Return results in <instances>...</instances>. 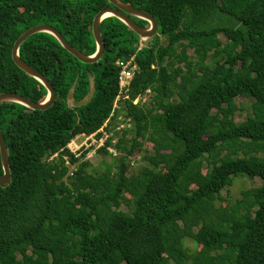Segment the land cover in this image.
I'll return each instance as SVG.
<instances>
[{"label": "trees", "instance_id": "trees-1", "mask_svg": "<svg viewBox=\"0 0 264 264\" xmlns=\"http://www.w3.org/2000/svg\"><path fill=\"white\" fill-rule=\"evenodd\" d=\"M123 1L158 19L154 37L139 43L111 15L101 23L106 48L97 62H82L48 32L19 48L47 75L57 98L47 109L0 102L12 167L10 184L0 186V264H264V0ZM106 5L112 4L0 0V92L45 100L47 88L14 62L15 40L49 23L93 54V19ZM119 58H133L137 68L117 108ZM93 80L91 101L73 106L69 91L85 98ZM148 89L152 99L135 103ZM239 96L253 103L238 122ZM118 112L132 116L134 126L119 137L123 155L115 168L99 173L83 161L66 181L63 155L71 139L97 131ZM135 149L143 160L130 173ZM54 152L59 156L47 160ZM238 176L262 180L258 198L250 187L218 206ZM186 238L201 248L192 251Z\"/></svg>", "mask_w": 264, "mask_h": 264}, {"label": "water", "instance_id": "water-1", "mask_svg": "<svg viewBox=\"0 0 264 264\" xmlns=\"http://www.w3.org/2000/svg\"><path fill=\"white\" fill-rule=\"evenodd\" d=\"M107 1L112 5H106L105 7L101 8L96 13L93 19L92 30L97 45L96 52L93 54H88L80 50L73 44H71L57 27L49 23H39L29 27L27 30L22 32L14 42L12 48V58L14 62L21 69H23L28 74L38 79L47 88L48 95L45 100L37 102L19 92L4 91V92H0V102L2 101L19 102L31 109H47L56 100L57 91L53 86L52 82L50 81V79L47 77V75H45L34 65L23 59L19 52V48L21 44L29 36L35 33L48 32L53 34L69 52H71L82 62H86V63H93L99 61L105 52L106 47L102 37L101 23L106 16L113 15L121 19L133 31H135L140 36V38L142 37L152 38L158 33L159 30L158 19L151 13L139 7H136L128 2H125L123 0H107ZM133 16L141 17L148 20L150 22V27L147 28V26L145 27L141 25L137 20L133 18ZM95 91H96V85H95V80H93L91 91L87 97L82 99H75L73 95V91H69L67 95V100L70 101L73 106H81L91 101V99L95 94ZM0 155H1V161L3 167V172L0 173V186L6 187L10 184L12 180V167L8 155L6 139L1 128H0Z\"/></svg>", "mask_w": 264, "mask_h": 264}, {"label": "rangeland", "instance_id": "rangeland-1", "mask_svg": "<svg viewBox=\"0 0 264 264\" xmlns=\"http://www.w3.org/2000/svg\"><path fill=\"white\" fill-rule=\"evenodd\" d=\"M107 17V16H106ZM147 25L149 26V22H147ZM164 36H161V39H163ZM142 39H146L145 37L140 38L139 43L141 42ZM221 40H225L224 36H221ZM190 53H193L192 50H190ZM143 97H149L150 96V90H147L143 95ZM124 98V97H123ZM122 101V98L120 100H118V104L120 105ZM139 101V100H138ZM143 100H140V103H143ZM235 102L238 105V109L236 110V112L234 113V117L236 121H241L243 119H245L251 112H252V103H253V98L252 97H244V96H239L237 98H235ZM122 117H125V115L123 113L118 112L117 114V118L112 119L111 122V126L110 129L113 132V135L111 137V143H107L106 142V147L107 146H113L114 142L116 140H118L120 134H121V129H118L117 127L121 124V119ZM106 134H103L102 138H105ZM81 141L78 140V142ZM145 147L152 150L153 149V145L151 144V142H149V140H145ZM80 150H77V153H79ZM136 152H140L141 154H143V152L139 149H135L134 153ZM100 153V151L98 150L95 155H98ZM86 154L83 153L81 156V159H85ZM115 158V159H114ZM117 161V157H111L108 154L105 153H101L99 156H97L96 158L93 159L92 163L94 166H97L96 169L98 170L99 173H101V170H103L108 164L112 165L115 168V163ZM142 162V159L137 161L135 163V165L133 167L129 168V172L133 173V172H137L138 171V166L139 164ZM206 169H204L205 171ZM72 178V176H65L66 181H69ZM261 182L262 180L259 177H255V178H250L248 176H238L234 179L233 183L228 186L227 188H225L222 191V198L218 199L216 204L219 205H225L227 202L235 199V198H239L242 195V190H245L247 188L252 187L254 189V195L256 198H258V191L259 188L261 186ZM126 206L123 205L122 209H125ZM185 244L192 250V251H196L199 250L201 248V244L198 243L195 239L193 238H186L185 239Z\"/></svg>", "mask_w": 264, "mask_h": 264}, {"label": "built area", "instance_id": "built-area-1", "mask_svg": "<svg viewBox=\"0 0 264 264\" xmlns=\"http://www.w3.org/2000/svg\"><path fill=\"white\" fill-rule=\"evenodd\" d=\"M145 40V39H142ZM131 59H117L116 63L119 66V85L122 93H126L129 91V85L134 77L135 71H136V65ZM125 97V95H123ZM148 97H140L135 99V102H138V100L146 101ZM115 106H118L117 103ZM122 119V118H121ZM109 119H107L103 125L95 132L92 133H81L76 135L71 141L68 143V149L69 153H66L63 155V163L67 167V176H74L76 173L79 164L82 161L91 160L95 153L105 148L112 156L119 157L121 155L119 149L116 146V143L118 140H116L113 144V146H107L106 142L111 143L113 132L111 129L108 128L109 126ZM131 125L130 119H126L125 121L121 122V124L117 127L118 129H123L125 127H129ZM103 134H106L105 138H102ZM78 142V140H80ZM77 150H80L79 153H77ZM85 153L86 157L85 159H81L82 154ZM59 156V152H54L53 154L49 155L47 157V160L54 159ZM75 159V160H73Z\"/></svg>", "mask_w": 264, "mask_h": 264}, {"label": "clouds", "instance_id": "clouds-1", "mask_svg": "<svg viewBox=\"0 0 264 264\" xmlns=\"http://www.w3.org/2000/svg\"><path fill=\"white\" fill-rule=\"evenodd\" d=\"M146 39H148V38H146ZM145 39V40H146ZM117 61V60H116ZM130 86V85H129ZM130 88V87H129ZM148 90H150V89H148ZM129 92V91H128ZM128 92H126V93H122L121 92V89H120V85H119V92H118V94H117V97L115 98V100H114V103H113V107H119L120 105L118 104V100H120L122 97H124L123 95H125V97L126 96H128ZM143 95V94H142ZM142 95H140L139 97H137V98H140V97H142ZM150 96H151V90H150ZM150 96L147 98V100L150 98ZM136 98V99H137ZM151 99H152V96H151ZM146 100V101H147ZM146 101H144V102H146ZM134 102H135V100H134ZM138 102H140V101H138ZM143 102V103H144ZM117 103V105L118 106H115V104ZM135 103H137V102H135ZM143 103H140V104H143ZM107 119H109V118H107ZM106 119V120H107ZM121 119V118H120ZM126 119H130V123H131V125L129 126V127H125V128H123L122 130H121V134L123 133V131L124 130H129V129H132L133 128V126H134V119H133V117L132 116H125V117H122V119H121V122H123V121H125ZM105 120V121H106ZM109 121H111V119H109ZM110 126L111 125H109L108 126V128L110 129ZM120 134V135H121ZM120 137V136H119ZM118 142H119V138H118ZM118 142L116 143V146H117V148H118ZM103 149V148H102ZM102 149H100L99 151H100V153L98 154V155H95L90 161H93V159L94 158H96L97 156H99L101 153H102ZM105 149V148H104ZM119 149V148H118ZM107 151V150H106ZM120 151V150H119ZM108 152V151H107ZM120 153H121V155L119 156V157H117V158H121L122 157V155H123V152L122 151H120ZM108 155H110L111 157H114V156H112L109 152H108ZM143 160V154H141L140 152H136V153H134V154H132L130 157H129V159H128V169L130 168V167H133L134 165H135V163L137 162V161H139V160ZM87 161H89V160H87ZM83 162V161H82Z\"/></svg>", "mask_w": 264, "mask_h": 264}, {"label": "flooded vegetation", "instance_id": "flooded-vegetation-1", "mask_svg": "<svg viewBox=\"0 0 264 264\" xmlns=\"http://www.w3.org/2000/svg\"><path fill=\"white\" fill-rule=\"evenodd\" d=\"M133 18L136 20V17H135V16H133ZM148 22H149V21H148ZM145 27H146V26H145ZM148 27H150V22H149V26L147 25V28H148Z\"/></svg>", "mask_w": 264, "mask_h": 264}]
</instances>
